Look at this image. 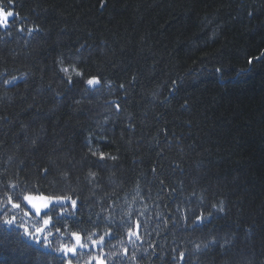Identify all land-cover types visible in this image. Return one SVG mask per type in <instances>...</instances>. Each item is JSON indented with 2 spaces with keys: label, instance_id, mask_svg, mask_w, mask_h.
I'll return each instance as SVG.
<instances>
[{
  "label": "trees",
  "instance_id": "trees-1",
  "mask_svg": "<svg viewBox=\"0 0 264 264\" xmlns=\"http://www.w3.org/2000/svg\"><path fill=\"white\" fill-rule=\"evenodd\" d=\"M11 10L19 18L0 28V264H65L54 249L74 245L73 232L88 245L73 264H177L179 251L184 264L190 255L191 264H264V0H12ZM60 60L111 89L85 95L75 76L70 87ZM89 134L94 144L107 136L102 150L118 157L93 184ZM63 170L70 183L50 184ZM61 187L79 197L78 211L53 216L48 227L60 231L45 229L37 243L42 221L21 193ZM193 190L206 215L224 202L203 229L183 226L175 211ZM145 207L149 234L134 247L122 221ZM105 230L103 248L87 240ZM212 238L220 243L191 252V241Z\"/></svg>",
  "mask_w": 264,
  "mask_h": 264
},
{
  "label": "snow or ice",
  "instance_id": "snow-or-ice-1",
  "mask_svg": "<svg viewBox=\"0 0 264 264\" xmlns=\"http://www.w3.org/2000/svg\"><path fill=\"white\" fill-rule=\"evenodd\" d=\"M12 6V0H8V7H4L3 5H0V28L8 29L10 27V24L15 23L16 19L19 18V13H15L13 10H11ZM103 7V4L101 5ZM20 31H24L23 28L19 29ZM38 30V29H37ZM29 34H31V31H29ZM61 68L60 71L64 74V79L66 80L67 84L71 87L74 84V76L77 78L75 81V84L83 83L85 85L83 92L85 95L89 93H95L98 92L102 87H108L111 89L112 84L110 81H102L101 77L98 76H86L85 73L77 67L76 64L72 63L68 66H64V61H59ZM251 63V60L249 61ZM217 72L220 71V69H216ZM23 74L20 77L13 76L11 79H4V84H15L18 79H23ZM119 87L123 88L124 85L121 84ZM59 95V94H57ZM80 100H75L74 103L79 104ZM115 104V102H112ZM116 111H120V105L115 104ZM104 123H107V120L104 121ZM103 131V130H102ZM37 139H40L39 137H35L32 139L31 143L33 146L36 145ZM96 143L94 144L93 136L91 134L85 136L83 138V144L85 148L87 149V154L90 155L92 158L89 161V169L87 172L86 179L90 184H93V182L96 181L98 170L101 168L108 167L109 161H117L118 157L116 155H113L111 152H107L105 150H102V145L104 143H108V137L107 136H97L95 138ZM96 167L97 170H92L93 167ZM155 171V169H153ZM41 173L43 176V179L47 180L49 175H52L49 168L47 166L43 167L41 169ZM60 177V181H51L50 184H58L63 182L64 184L70 183L68 180V171H58L56 173ZM95 186V185H94ZM11 187L16 188V184H11ZM175 191V190H174ZM136 196H139L140 189L139 185H137V188L135 189ZM23 196V200L27 202V204L31 207V209L34 210L35 217L39 218L42 221V227H35V233L36 236L33 237L36 239V242L39 243V237L45 232V229H47L48 234L51 235L53 229L56 232L60 231V226L52 225V228H49V224L52 222L53 216H64L65 213L68 215H74L78 211V200L79 197H73L71 195H68L63 187L61 188H54L53 194L49 195H25L21 193ZM185 199L188 201V205L184 208H181L180 206H177L175 211L179 214V217L182 221L183 226L190 227L191 229L195 230L197 228L203 229L207 227L208 222L211 221L215 214L217 213H223L225 211L224 208V202L221 200L217 204H213L211 206V210L207 211V215L205 214V209L202 207L204 204V195L203 193L197 195V193L193 190L191 194ZM8 203L12 205L13 209H20L21 205L20 203H12V197H8ZM195 204L196 208L194 209L192 205ZM69 208H71L73 211L69 212ZM3 209H0V212H3ZM147 212V207H145L143 210L138 209V217L133 218L131 213L128 214V221L124 222L122 221V226L125 229V235L127 237L128 242L132 243L135 247L136 242L139 241L140 243H143L144 238L149 234L148 233V225L150 223V220L148 218L140 219V217H145V213ZM43 213V215H42ZM25 216H29V212H24ZM156 215L158 217L162 216L163 214L160 212H157ZM15 216H12L11 219L8 218L7 215L4 217V222L6 224L11 225L15 221ZM107 223L110 225L114 223V220L111 217L106 218ZM175 223V220L173 221ZM160 223H167V220H157V226H159ZM19 227H22L24 229L25 235L32 236V233L29 232V229L24 227L23 224L18 225ZM143 227V232H141V228ZM75 244L74 245H67L63 244L59 248H55L54 251L61 253V258L65 261V264H73L72 259H70V256H76L77 255V248L85 249L88 247L87 244L82 242V236L78 232L71 233ZM97 237L96 239H93V237ZM105 237H108V242H111L112 239V232L110 230H105L102 233H97L93 231L91 234L87 236V240L91 242L93 246H100L103 248L105 245ZM45 241V248H47V236H44ZM120 243L123 245L124 241L121 240ZM193 244V248L191 250L192 253H198L202 252L205 249L209 248L210 245H216L217 243H220L215 238H212L208 240L207 242L200 241H191ZM231 241L225 237L223 242L220 243V246L223 248L225 245L230 244ZM115 247V245H113ZM175 251V249H173ZM118 253H114L116 255ZM123 256L125 258H128V250L127 248H123ZM131 260L135 261L136 256L135 252H133L132 256L130 257ZM174 260H177V264H184L185 262V252L179 251L177 256L173 257ZM192 256H189V259L187 261V264H191ZM102 264V262H101Z\"/></svg>",
  "mask_w": 264,
  "mask_h": 264
}]
</instances>
